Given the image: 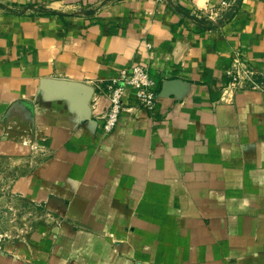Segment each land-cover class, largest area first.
Returning <instances> with one entry per match:
<instances>
[{
    "label": "crops",
    "instance_id": "obj_1",
    "mask_svg": "<svg viewBox=\"0 0 264 264\" xmlns=\"http://www.w3.org/2000/svg\"><path fill=\"white\" fill-rule=\"evenodd\" d=\"M0 0V156L47 218L0 234V264H264V0ZM150 46V47H149ZM135 64L116 128L96 89Z\"/></svg>",
    "mask_w": 264,
    "mask_h": 264
},
{
    "label": "built area",
    "instance_id": "obj_2",
    "mask_svg": "<svg viewBox=\"0 0 264 264\" xmlns=\"http://www.w3.org/2000/svg\"><path fill=\"white\" fill-rule=\"evenodd\" d=\"M230 4L231 0H219L216 5L211 4L209 10L212 13L222 12ZM226 76L228 83L224 90L225 94L237 90L264 93V69L257 70L242 57L240 52L233 55ZM96 89L100 93L107 94L110 100L108 112L102 115L104 120L102 127L107 133L116 128L121 115L128 111L124 103L127 91L130 90L135 102L140 107L151 112L155 110L158 101L156 81L151 77L148 66L144 64H135L129 69L122 70L116 78L109 82L97 84Z\"/></svg>",
    "mask_w": 264,
    "mask_h": 264
},
{
    "label": "rangeland",
    "instance_id": "obj_3",
    "mask_svg": "<svg viewBox=\"0 0 264 264\" xmlns=\"http://www.w3.org/2000/svg\"><path fill=\"white\" fill-rule=\"evenodd\" d=\"M28 165L0 156V234L9 238L20 237L47 218L41 207L17 191Z\"/></svg>",
    "mask_w": 264,
    "mask_h": 264
}]
</instances>
